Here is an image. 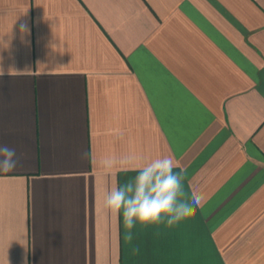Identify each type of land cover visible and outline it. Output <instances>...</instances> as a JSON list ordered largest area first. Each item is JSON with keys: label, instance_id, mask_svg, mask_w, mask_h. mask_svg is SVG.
<instances>
[{"label": "crops", "instance_id": "0c3cea01", "mask_svg": "<svg viewBox=\"0 0 264 264\" xmlns=\"http://www.w3.org/2000/svg\"><path fill=\"white\" fill-rule=\"evenodd\" d=\"M0 70V264H264V0H0ZM163 156L202 204L128 243Z\"/></svg>", "mask_w": 264, "mask_h": 264}, {"label": "clouds", "instance_id": "9594fccd", "mask_svg": "<svg viewBox=\"0 0 264 264\" xmlns=\"http://www.w3.org/2000/svg\"><path fill=\"white\" fill-rule=\"evenodd\" d=\"M0 75H3L2 70ZM19 163L20 158L14 148L0 145V173L13 171ZM105 164L110 167L111 161H105ZM176 168L179 171H175ZM134 171V177L107 189L102 200L107 213L122 216L126 242L133 241L132 230L137 225L164 224L172 227L193 217L201 206L203 197L200 193L193 191L189 196L185 192L186 169L176 164L173 157L156 158Z\"/></svg>", "mask_w": 264, "mask_h": 264}]
</instances>
